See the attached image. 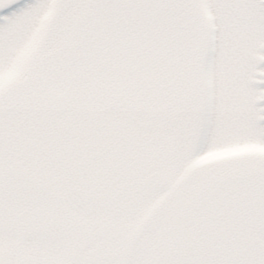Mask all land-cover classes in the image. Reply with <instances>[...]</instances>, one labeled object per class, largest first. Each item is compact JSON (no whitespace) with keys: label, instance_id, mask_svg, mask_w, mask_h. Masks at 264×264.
I'll return each mask as SVG.
<instances>
[{"label":"snow or ice","instance_id":"6c2138e0","mask_svg":"<svg viewBox=\"0 0 264 264\" xmlns=\"http://www.w3.org/2000/svg\"><path fill=\"white\" fill-rule=\"evenodd\" d=\"M0 264H264V0H0Z\"/></svg>","mask_w":264,"mask_h":264}]
</instances>
